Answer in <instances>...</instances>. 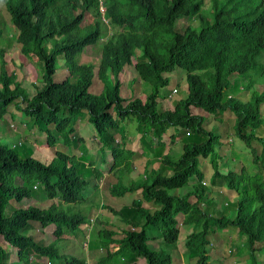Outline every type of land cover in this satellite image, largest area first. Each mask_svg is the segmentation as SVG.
<instances>
[{
    "label": "trees",
    "instance_id": "obj_1",
    "mask_svg": "<svg viewBox=\"0 0 264 264\" xmlns=\"http://www.w3.org/2000/svg\"><path fill=\"white\" fill-rule=\"evenodd\" d=\"M136 1H141L144 8L139 7L132 16L121 17L116 8H111L106 14L108 20L113 18L108 29L101 21L83 24L84 11L96 6L98 9L99 0H0V5L3 4L10 14L13 27L19 29L16 36L18 59L25 63L26 59L39 58L45 64V85L38 87L32 96L17 71L6 69L9 63L3 53L0 118L8 113L16 117L17 113L12 112L13 105H16L18 111L24 112L44 133L47 155L50 156L47 160L34 154L23 157L17 149L2 144L0 140V236L12 246L9 249L0 243V264H23L31 261L33 255L47 256L52 263L59 259L63 264H89L87 253L85 257L74 256L62 252L58 245L60 240H70L66 234L76 236L85 224L90 225L89 217L75 212L79 207L73 203L83 200L84 189L89 183L87 176L98 174L99 170L93 168V162L89 167L87 160L83 156L77 158L75 152V157L69 156L74 146L84 142L77 137L76 123L85 114L94 126L102 149L112 151L115 167L124 166L125 157L131 156L145 170L141 172L142 176L145 175L144 183L140 180L126 186L123 182H116L113 176L107 179L105 188L113 196L128 197L129 193L139 191L143 198L132 202L128 197L124 208H111L115 217L118 215L116 221L119 219L128 228L116 234L119 230L108 226L106 231L98 233L95 241L100 243L95 248L106 249L107 257L99 255L92 264L112 260L117 254L131 264H140L142 260L146 264H182V257L206 264L209 246L215 247L220 242L217 231L227 228L239 232L245 246L251 247L253 258L258 245H264V138L258 139L262 145L261 155L257 156L253 149L254 162L260 164L255 175L249 174L246 168L240 173L230 171L226 174L216 159L220 137L208 130L206 116L190 111V106L214 113L230 109L237 114V135L253 148L252 139L257 137L254 132L264 124L260 112L264 91L253 101L244 102L227 96V90L232 86V77H247L264 52V0H229L223 9H217L214 23H204L200 31L187 27L184 32L174 31L175 21L196 18L203 11L206 0H173L172 5H164V8H157L154 0ZM214 1L218 4L220 0ZM234 2L236 4L231 9ZM254 3L256 8L246 14H254L253 17H230L242 5L252 6ZM99 17L105 19L100 11ZM88 20L90 15L86 11L85 21ZM1 23L5 24L0 20ZM2 35L0 27V40ZM166 36L169 40H165ZM100 43L99 63L97 60L93 65L86 64L77 59L86 48ZM137 50H141L140 55ZM59 58L64 60L68 71L62 81L55 79ZM15 63L22 69V64ZM129 65L134 66L140 79L154 88L146 100L136 96L127 99L129 102L126 103L124 99L121 77ZM176 68L185 71L187 96L174 104L170 95L163 96L168 98L169 108L159 110L160 88L170 83L166 73ZM204 71L209 73H199ZM206 76L212 85L205 80ZM96 81L104 84L102 89H105L93 91ZM137 87L138 91L140 87ZM171 128L184 130L182 135L178 133L180 130L171 134V152L179 135L199 140L186 143L176 162L172 161L171 153L163 156L164 169L170 167L173 171L167 176L161 170L160 162L153 168L148 166L145 144L150 143L149 150L157 154L165 147L163 136ZM130 130L137 131L140 136L141 151L133 153L131 147L128 152L125 149L136 139H129ZM202 136L207 138L203 142L200 140ZM210 158L214 169L211 175L204 163V171L200 169V161ZM193 177L196 178L193 190L183 195L170 192L187 186ZM206 177L210 178V183L222 178L226 185L239 192L238 208L231 214V219H227L220 209L213 210L217 213L214 214L202 205L203 197L209 195L203 184ZM42 190L54 203L50 208L31 205L15 209L10 206L12 201L20 204L26 199L31 200ZM149 202H153L155 208L151 209ZM179 214L184 217V225L194 227L193 234L184 235L187 241L183 251H178L177 247ZM53 225L57 226V240L47 245L40 232L45 233ZM151 229L162 233L155 235ZM156 239H163L167 250H157L149 245V241ZM13 255L18 257L15 262L11 261ZM254 264L259 263L256 260Z\"/></svg>",
    "mask_w": 264,
    "mask_h": 264
},
{
    "label": "rangeland",
    "instance_id": "obj_2",
    "mask_svg": "<svg viewBox=\"0 0 264 264\" xmlns=\"http://www.w3.org/2000/svg\"><path fill=\"white\" fill-rule=\"evenodd\" d=\"M122 2H127V0H122ZM229 2V0H220L218 4L214 0H206V4L204 5L203 11L193 20L189 19H183L178 22L175 26L176 31H185L187 26H190L193 29H196L200 31L204 23L206 24H212L215 21L216 13L218 12L217 9H223L226 4ZM236 2H234L230 8H234ZM0 5V20L1 22H4L5 24L1 23L0 27L3 29V35L0 40V70H1V64H2V55L3 53L6 55L8 59V65L6 69H8L9 72L17 71V74L19 75V79L24 81V86L29 90L32 96H34L37 91L38 87H43L45 85L44 80V73H45V64L42 60L39 58H29L26 59V66L25 63H22L18 57L19 49H18V43L16 41V36L19 32V29L17 30L15 27H13V23L10 19V14L8 13L5 6ZM256 3H254L252 6H246L242 5L238 11L230 15L232 19L236 17H243V18H251L254 16V14L246 15L249 12H252L256 8ZM87 23L91 21H86ZM12 35V36H11ZM11 36V37H10ZM11 38V41H10ZM165 40H167V37H164ZM3 51V52H2ZM102 53V44L95 45L94 47H88L83 51L82 54L77 56V59L81 63L86 64H94L97 63L98 58L100 57V54ZM138 55L141 54V50H137ZM21 60H25L21 58ZM17 61L18 63L22 64V69L18 67V65L15 63ZM31 61V62H30ZM99 63V60H98ZM97 66V64H96ZM58 72L55 76L56 81H62L67 75L68 71L64 65V60L62 58H59L58 60ZM98 67V66H97ZM264 70V52H262L258 59L257 63L255 64V68L247 75V77L240 78L233 76L232 77V86L230 89L227 90V96L232 95L237 99H240L244 102L253 101L254 97L257 96V94H260L264 91V73L262 71ZM97 71V68H96ZM200 74L207 75V71L199 72ZM166 77L170 78V83L168 86L160 88V94H174L172 89H175L177 92L173 96L172 103H176L177 101H180L182 99H185L187 96V81L185 76V71L182 68H176L171 73H166ZM122 81H123V96L126 100V103L129 102V100L132 97H141L143 100H146L147 97L154 91V88L152 84L147 83L140 79V76L138 72L135 70L133 65H129L122 71ZM174 78V79H173ZM98 79V77H97ZM133 79H136L133 81ZM239 79V81H237ZM141 80V81H140ZM210 85L212 83L210 82L209 77L206 76L205 79ZM139 85L140 89L137 91L136 87ZM102 86L104 84H101L100 81H96L92 87L93 91H101ZM138 88V87H137ZM105 89V87H104ZM102 89V90H104ZM171 90V91H170ZM107 93V92H106ZM165 99V98H162ZM24 106L26 103L23 104ZM172 105V104H171ZM16 105H13L12 112H16L17 116L12 117V113L6 114L3 118H0V140L2 144L9 146L10 148L17 149L23 157L26 156H32L33 154L36 156H39L41 159L47 160V158H50L48 153V146H46V138L44 136V133L39 129V126L34 124V121L31 118H28L24 115V112L21 113V110L18 111ZM168 107V101L160 102L158 109H166ZM260 112L262 114V117L264 118V103L260 106ZM191 113L196 114H203L207 118V126L209 131H214L216 135H218L219 141L217 145L216 152L218 153L216 155V159L220 165V169L224 173H228L230 171L235 172H242L243 168H246V170L251 175H255V173L258 171V168L260 167V164H257L254 162L255 155L253 154V149L256 150V155L260 156L262 152V145L258 141L260 138H264V126L262 128L258 129L254 132L255 137L252 139V149L237 135L236 125L238 123V119L235 112H232L230 109L224 111V112H210L204 108H193L191 109ZM88 117L87 114H85V117ZM78 120H82V118H79ZM77 124V123H76ZM83 124V123H82ZM88 129L94 128L93 124L89 121H87ZM180 130L178 132L180 135L184 134L183 129H174L171 128L170 131H168V135L164 136L163 142L165 143V147L158 151L157 154H155V157L153 160L155 161H163L164 152L169 150V147H172L173 141L171 140L170 136L174 133V131ZM96 133L95 130H93V134ZM122 133V132H121ZM249 133H252L249 131ZM80 136L84 138V142L86 144V139L91 141L89 145L77 144V146H74L69 153V156L75 157V153L78 154L76 156L80 159V157L83 156V159L87 160V164H90L89 160H96L97 165L96 169L99 170L100 174L102 173L101 170H105V174L107 175L109 173L107 169V166L105 165V160H108L110 158V154L112 151L107 152V149H104L105 151L99 152L98 143H92V136L88 133H85ZM128 135L130 138H133V131H128ZM177 136V140L174 143V149L171 153L172 161L176 162L178 161L182 154H183V146L186 143H195L199 139L194 137L193 139H188V137H180ZM188 136V135H186ZM97 137V136H96ZM81 138V137H80ZM98 138V137H97ZM82 139V138H81ZM207 138L205 136H202L200 140L203 142ZM166 146H168L166 148ZM131 145H128V149H130ZM145 147L149 150L151 148L150 143H146ZM139 146H135V150L138 149ZM60 149L62 147L60 146ZM74 151H76L74 153ZM138 151H141L139 149ZM31 154V155H29ZM207 166V170H209L210 175L213 172V162L211 158L209 160L200 161V169L203 172L204 168L202 164ZM136 164V165H135ZM138 166V167H137ZM115 167V165H114ZM125 168L126 172L125 177H123L122 182L126 186H130L133 183H137L140 180V183H144L145 175H141L140 172H145V170H142V167L138 165V163L135 162L134 159L130 158L128 159L125 157V165L122 166ZM122 167H115V169H118L114 175H109L105 179L104 187L106 186V181L110 176H113L115 180H120L121 178V171L119 168ZM212 167V168H211ZM164 169V164H161V170ZM167 172L165 174L167 176H171L173 171L170 167H166ZM128 171L130 173V176L132 175L134 178H130L128 176ZM98 173V174H99ZM98 174L88 175L87 180L90 181L91 177L98 176ZM95 179V178H93ZM22 183V181H20ZM95 180H93L92 184H89L84 189L83 193V201L80 203H76L73 205L75 207H79L78 211L80 212L84 217H89V220H93V222L90 221V225L88 226L85 224L82 229L78 231V233L75 235L72 234H66V237L70 240L62 241L60 240L58 242V245L60 246L62 252L67 254H72L74 256L78 257H85L86 253L88 254V261L89 264H92L93 261L96 260V257L101 255L102 257H107V250L105 249L102 251L100 246H98V249L95 248L100 243L99 240L95 241L97 239L98 233L100 234L101 231H106L107 227L115 226V229H118L119 233L124 232V229L126 230L128 226L126 224H123L118 218V215H114V213L111 211V208H117L122 209L125 207V202H128V197L130 201H134L135 199H141L143 198V195L141 192L136 191L134 193H129L128 197L125 196H111L110 192H105L100 195H93L94 193L98 192L96 190L95 186H93ZM207 182V185H205L208 188L209 195L204 196L202 200V205L209 210L210 212H213V210L220 209L224 214L226 215L227 219H231V214L234 213L239 204V192L237 190L231 189L226 183L222 180V178H216L213 183H210V178L206 177L204 179V183ZM196 183V178H190L189 184L185 187H182L178 190H171V193L178 192L179 195H183L184 193L193 190V186ZM99 186L101 185V180L98 181ZM106 189V188H105ZM108 190V189H106ZM102 196H105L102 197ZM85 200V201H84ZM61 202L65 203L64 200H60ZM11 207H15V209L23 207H29L31 205H38L42 206L44 208H50L51 205H53V201L49 200L48 195L46 194L45 190L39 191L37 195L33 199H26L22 203H18L16 201L10 202ZM102 204H107L106 207L102 206ZM153 202H149V207L151 209L155 208L153 206ZM68 209V206L66 207ZM12 209L10 208L9 211ZM214 214H217L216 212H213ZM178 221L180 224L183 222V215H178ZM41 228V227H38ZM194 228V227H193ZM184 229H187V227H184ZM42 230V229H41ZM57 230V226L53 225L45 230V233L42 231L40 232L42 235V240L45 242V244L55 243L57 240V236L55 235V232ZM139 230V229H138ZM153 234L158 235L159 233H162L158 230H150ZM110 232H108L109 234ZM219 236L221 237V242L218 244L217 251L218 256L222 261H211L208 264H238L240 262L241 264H254V262L257 260L259 264H264V245L259 244L258 250L256 252L255 258L252 256V249L251 247L245 246V240L241 237L239 232L235 228H227V229H220L218 232ZM110 235V234H109ZM73 236V237H70ZM114 238V237H113ZM0 239L2 241L4 238L0 236ZM39 239V238H38ZM41 240V239H39ZM183 242V246L182 243ZM179 247L186 249L185 243H186V236L182 237V240L179 242ZM156 244V245H155ZM91 245V246H90ZM149 245L152 248H157V250L166 249L163 239H156L149 241ZM162 246V248L158 247ZM15 260H18V257L16 255ZM12 256V257H13ZM143 261V260H142ZM63 264L62 261L57 259L54 263L50 261V258L47 256H44L43 258H40L36 255H33L31 257V261L23 262V264ZM96 264H131L128 260H125L122 255L117 254L113 256L112 260H108L104 263H96ZM181 264V262H179ZM186 264H199L198 259L195 260H188L186 258Z\"/></svg>",
    "mask_w": 264,
    "mask_h": 264
},
{
    "label": "clouds",
    "instance_id": "obj_3",
    "mask_svg": "<svg viewBox=\"0 0 264 264\" xmlns=\"http://www.w3.org/2000/svg\"><path fill=\"white\" fill-rule=\"evenodd\" d=\"M154 2H155V6L157 8H164V5L165 6H170V5L173 4V0H166V1L165 0H154ZM139 7L144 8L142 2L141 1L139 2V1H136V0H127V2H124V3L122 2V0H99L98 9H97V6H96V7H90L89 9H87V10L84 11L83 24L84 25H87L86 24V21H85V12L87 11L89 13V15H90V21H91L89 24H93L94 21H101L102 24H104V26L109 29L111 27V25H112V22L106 21L105 19H101L100 17H99L100 19H98L99 11L110 12L111 8H116L117 14L123 16L124 14L128 13L130 10H132V12L134 13ZM77 13H80V10ZM183 19L193 20L195 18H187L186 17V18H180L177 21H175V25H174V31L175 32H181V31H176L175 30V26H176V24H178V22L180 20H183ZM187 27H190V26H187ZM167 40H169V37H167ZM104 41H107V40H102L101 42H104ZM172 91H173L174 94L177 92L175 89H172ZM174 94H164L161 97H159L157 101L159 103L160 102H164L165 100L168 101V98H165L163 96L170 95V97L173 98ZM229 96H232V95H229ZM162 98H165V99H162ZM167 108H169V103H168V107ZM193 108H197V107L190 106V111ZM194 114H196V113H194ZM200 115H203V114H200ZM236 116H237V114H236ZM262 126H264V124L261 125L260 128H262ZM207 128H208V126H207ZM249 131H251V130H249ZM203 184L204 185H207V182L204 183V181H203ZM183 220H184V217H183ZM177 221H178V217H177ZM184 227H187V229H184ZM179 228H180V238H179V241H178V245L180 244L179 242L181 241L182 237L185 234H187V235L190 236L191 234L194 233L193 226H186V225L183 224V222H182V224L179 223ZM218 232L219 231H217V235L219 234ZM219 241L221 242V237L220 236H219ZM8 244H9V242H8ZM181 244L183 246V242ZM218 244L215 247L212 246V245L209 246V248H208V250H209V254H208L209 261L206 264H208L209 262L211 263V261H217V262L222 261V259H220V257L218 256V251H217V248H216V247H218ZM182 264H186V260H182ZM238 264H241V263L238 262Z\"/></svg>",
    "mask_w": 264,
    "mask_h": 264
},
{
    "label": "crops",
    "instance_id": "obj_4",
    "mask_svg": "<svg viewBox=\"0 0 264 264\" xmlns=\"http://www.w3.org/2000/svg\"><path fill=\"white\" fill-rule=\"evenodd\" d=\"M80 118H82V120H78V121H77V124H76V130H77V133H76V134H77V137H81V138L84 140V138H83L82 136H80L78 133H80L81 135H83V134H85V133L90 134V135L92 136V138H93L92 143H98V147L101 145L100 148H99V152L104 151V149H102V144L100 143L99 138L96 137V136H97L96 133L93 134V130H94V128H92V129H88V126H87L88 117H87V116L85 117V115H84V116H82V117H80ZM82 123H83V124H82ZM130 131H133V133H134L133 138L136 137V139L133 140V138H130L129 135H128L129 139H132V140H133V143H132V146H131V152H133V153H134V152H138V150L141 149V145H142L141 140H139L140 136H137V135H138V133H136L137 131H135V130H130ZM167 135H168V134H166V136H167ZM164 136H165V135H164ZM164 136H163V138H164ZM119 142H120V141H119ZM90 143H91V141H89V140L86 139V144H85V145H89ZM135 146H139V148L135 150ZM167 147H168V146H166V148H167ZM146 149H147V148L145 147V151H147V152H146L147 164H148V161L150 162V164L148 165L149 167L153 168V167L157 166V162H160V164H162V161H155V160H153L154 157H155V154H154L153 152H151L150 150L148 151V149H147V150H146ZM74 152H76V151H74ZM107 152H110V150L107 149ZM169 152H170V147H169V150H168V151L166 150V151L164 152V156L167 155V154H169ZM76 155H77V154H76ZM130 158H132V157H131V156L128 157V159H130ZM163 158H165V157H163ZM132 159H134V158H132ZM89 161H90V163L93 162V168L96 169L97 161H96V160H89ZM105 162H106L105 165L107 166V169H106V170H108L109 173L106 175V174H105V170H101L102 173H104V174H100V173H99L98 176H94V177H93V178H95V179H93V178L91 177L90 181H88L89 184H92V183H93V180H95L93 186H95L96 190H98V192H96V193L93 194V195H95V196L100 195V194L105 193V192H110L109 190H106L105 188H102V187H104L105 179H106L109 175H114V174L116 173V171L118 170V169H115V167H114V157H113V154H112V153L110 154V158H108V160H105ZM87 165H88V164H87ZM88 166L90 167V164H89ZM119 170L122 172V173H121V178H120V180L117 179L116 182H122L123 177H125V173H127L126 170H125V168H123V167H122V168H119ZM162 171H163L164 174H165V172H167V169H163ZM140 173H141V172H140ZM165 175H166V174H165ZM128 176H129L130 178H134L132 175L130 176L129 171H128ZM99 180H101V185H100V186H99V184H98V181H99ZM110 194H111V196L113 197V195H112L111 192H110ZM102 197L105 198V196H102ZM83 199H84V198H83ZM82 201H83V200H82ZM82 201H81V202H82ZM84 201H85V200H84ZM102 206L106 207L107 204H102ZM91 219H92V218H91ZM91 219H90V221H91ZM2 237H3V236H2ZM41 238H42V235H41ZM0 243H1L4 247H8L9 249H12V247L9 246L8 242H7L5 239H4L3 241H2V239H0ZM177 247H178V251H179V249H181V250L183 251V248H180L179 245H178ZM184 255H185V254H184ZM181 256H182V255H181ZM182 259L184 260L183 257H182ZM11 261H12V262L17 261V260H15V256L11 257ZM140 264H146V262L144 263V261H140Z\"/></svg>",
    "mask_w": 264,
    "mask_h": 264
},
{
    "label": "bare ground",
    "instance_id": "obj_5",
    "mask_svg": "<svg viewBox=\"0 0 264 264\" xmlns=\"http://www.w3.org/2000/svg\"><path fill=\"white\" fill-rule=\"evenodd\" d=\"M100 12H101L102 14H104V16H105V20H106V21H109V22H112V23H113V18H112L111 16H110V17H111V20H108V19L106 18V14H107V12H105V11H100ZM132 13H133L132 10H130L128 13H126V14H124V15H126V17H127V16H130V15L132 16ZM109 15H110V13H109ZM124 15H123V16H124ZM121 17H122V16H121ZM100 18H101V17H100ZM101 19H102V18H101ZM90 47H92V46H90Z\"/></svg>",
    "mask_w": 264,
    "mask_h": 264
},
{
    "label": "built area",
    "instance_id": "obj_6",
    "mask_svg": "<svg viewBox=\"0 0 264 264\" xmlns=\"http://www.w3.org/2000/svg\"><path fill=\"white\" fill-rule=\"evenodd\" d=\"M91 222H93V220H91ZM9 246L11 247V245L9 244Z\"/></svg>",
    "mask_w": 264,
    "mask_h": 264
}]
</instances>
